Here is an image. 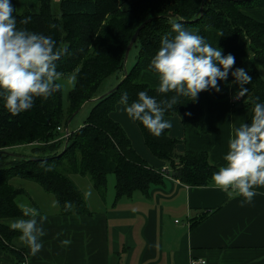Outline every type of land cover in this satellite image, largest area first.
Returning a JSON list of instances; mask_svg holds the SVG:
<instances>
[{
	"label": "trees",
	"instance_id": "trees-1",
	"mask_svg": "<svg viewBox=\"0 0 264 264\" xmlns=\"http://www.w3.org/2000/svg\"><path fill=\"white\" fill-rule=\"evenodd\" d=\"M39 1V12L25 10L16 16V26L50 35L56 47L66 49L56 61L57 70L64 76L73 73L75 85L68 94L67 110L63 107L62 89L47 98L36 97L32 108L20 113H11L0 98V151L20 147L31 150L30 155L23 151H15L14 156L0 152V250L12 253L19 261L26 252L14 247L11 241L20 233L1 222L3 218L23 216L16 200L24 190L15 187L13 179L36 182L53 194L63 216L91 214L70 174L90 177L94 188L103 194L107 191L108 174H114L115 201L131 197L135 191L148 195L152 184L163 183V174L139 156L127 132L111 113L119 104L122 91L128 92L129 102L144 89L158 100L172 95L156 93L155 88L139 82V78L143 72L157 75L149 68V62L160 47L161 37L171 32L173 22H180L204 37L209 30L216 31L222 54L232 53L235 57L233 69L243 67L252 77L246 102L238 101L250 110L248 121L253 103L264 101V22L248 14L254 9L264 11V0ZM54 4L58 13L53 10ZM24 17L31 20L22 24ZM148 19L152 20L134 44L139 47L136 62L126 69L127 46L137 28ZM120 72L118 87L98 98L105 94L100 92L105 80ZM233 81L230 70L228 80L220 81L219 86L225 88ZM93 98L97 99L84 124L70 132L66 144L67 137L63 138V130L58 131V127L65 130L73 114ZM165 115H178L184 125L190 124L201 133L207 130L205 101L199 95L195 101L180 97ZM135 122L145 146L157 159L170 164L175 179L188 186L212 183V173L218 166L211 163L207 151L179 154V139L172 138L167 129L156 136L139 121Z\"/></svg>",
	"mask_w": 264,
	"mask_h": 264
},
{
	"label": "crops",
	"instance_id": "crops-1",
	"mask_svg": "<svg viewBox=\"0 0 264 264\" xmlns=\"http://www.w3.org/2000/svg\"><path fill=\"white\" fill-rule=\"evenodd\" d=\"M11 2L15 20L25 10H40L39 0ZM248 14L264 22L263 10L254 9ZM206 39L218 46L216 31L209 30ZM139 82L155 88L158 77L143 72ZM246 87L250 89V82ZM237 89L238 85L231 83L218 93L208 89L198 94L205 101L204 133L184 125L178 115H164L172 124L167 129L170 136L179 139V154L207 151L212 164L219 167L225 163L223 155L232 129L250 117V110L240 105L246 102V96L231 105ZM111 117L122 125L139 156L163 174V183L152 184L148 195L135 191L131 197L115 201L116 176L115 182L108 180L103 194L94 188L90 177L70 174L91 214L63 216L53 194L36 182L13 179L12 184L24 190L17 204L26 202L47 217L42 224L45 234L40 237L43 246L38 252L32 254L20 235L11 241L17 249L25 250L26 264H202L199 260L205 264H264V187H256L251 203L241 204L243 197L230 199L225 191L210 184L185 185L173 177L167 161L157 159L145 146L142 132L123 104L116 105ZM16 218L26 217H8L1 222L8 227L9 221ZM65 238L71 239L69 245L60 244ZM19 262L12 253L0 250V264Z\"/></svg>",
	"mask_w": 264,
	"mask_h": 264
},
{
	"label": "clouds",
	"instance_id": "clouds-1",
	"mask_svg": "<svg viewBox=\"0 0 264 264\" xmlns=\"http://www.w3.org/2000/svg\"><path fill=\"white\" fill-rule=\"evenodd\" d=\"M14 10L11 0H0V98L11 113H20L31 109L36 97L47 98L63 87L64 73L57 70L56 61L66 49L56 47L50 35L18 28ZM30 20L31 17H24L20 22L27 24ZM222 51L206 37L173 22L171 32L161 37L160 47L149 62V68L158 77L156 93L172 95L158 100L144 89L129 102L128 92L122 91L119 103L133 120L159 136L172 127L164 115L180 97L195 101L202 91L220 92L218 81L226 82L230 70L238 85L235 98L245 97L252 77L243 67L233 69L234 55ZM68 80H75V75ZM251 112L249 121L232 129L228 150L223 155L225 163L212 173L210 184L225 191L230 199L243 197L241 204L251 203L256 187H264V101L254 102ZM17 206L26 218L10 220L8 227L18 230L20 239L35 254L43 246L40 237L45 234L42 224L47 217L26 202ZM70 243V238L60 241L65 246Z\"/></svg>",
	"mask_w": 264,
	"mask_h": 264
},
{
	"label": "rangeland",
	"instance_id": "rangeland-1",
	"mask_svg": "<svg viewBox=\"0 0 264 264\" xmlns=\"http://www.w3.org/2000/svg\"><path fill=\"white\" fill-rule=\"evenodd\" d=\"M53 10H54V12L57 11L55 13H58V6L56 4L53 5ZM138 49H139L138 44L137 45H134L132 47V49H131V51L129 53V57H128L127 61L125 62V68L126 69L127 68L130 69L133 66V64L136 62L137 53L139 51ZM72 75H74V74L73 73L67 74L63 78V87L61 89H62V93H63V107H64L65 110L68 109V94L73 89V87L75 85V80H73V81H69L68 80V77H70ZM121 76H122V72H120V73H118L116 75H113L110 78H108L107 80H105V82L103 83V85H102V87L100 89V92L101 93H107L113 86H116L117 85V83H118L119 79L121 78ZM96 99L97 98H93V100L85 103L81 107V109L79 111H77V113L75 114V116L74 117L72 116L74 118V120L71 121L70 123H68L67 124V128H65V129H68L70 132H72L73 129L79 127L78 124H84V121L86 120V118H87L90 110L94 106ZM231 105H233V104L231 103ZM234 106H235V104H234ZM6 150H8L11 153H15V154H16L15 151H19V153L23 151L25 153H29V155L31 154L30 153V151H31L30 148H24L22 150L21 149L19 150L18 148H15V149H6ZM12 156H14V155H12ZM15 159H18V158L15 157ZM108 175H109L108 180L109 179H112V181L115 182V175H113L112 173H110ZM17 179L19 181L21 180L19 178H17ZM74 180H75L76 184L80 186V184L78 183L76 177L74 178ZM16 181H15V184H16ZM108 186L109 185H107V187ZM40 191H42V190H40Z\"/></svg>",
	"mask_w": 264,
	"mask_h": 264
},
{
	"label": "water",
	"instance_id": "water-1",
	"mask_svg": "<svg viewBox=\"0 0 264 264\" xmlns=\"http://www.w3.org/2000/svg\"><path fill=\"white\" fill-rule=\"evenodd\" d=\"M202 11H203V5L201 6V12H202ZM151 20H152V19H148V20H146L145 22H143V23L137 28V30L135 31V33L133 34V36H132V38H131V40H130L128 46H127L126 52H125V62L127 61L128 57H129V53H130L132 47L134 46V44H135V42H136V40H137V38H138V35H139L140 31H141V30L144 28V26H145L147 23H149ZM117 87H118V86H115L113 89H111L110 91H108L107 93L101 95V96L98 97V98H103V97H105L106 95H108V94H110L111 92H113ZM76 113H77V112H76ZM76 113L73 114V117L75 116ZM73 117H71V118L69 119V122H68V123L71 122V120L73 119ZM69 136H70V135H69ZM69 136L67 137V139H66V141H65L66 144H67L68 141H69ZM0 152H3V153H5V154L7 153V154H9V155H11V156L14 155L13 153H11V152H9V151H0Z\"/></svg>",
	"mask_w": 264,
	"mask_h": 264
},
{
	"label": "built area",
	"instance_id": "built-area-1",
	"mask_svg": "<svg viewBox=\"0 0 264 264\" xmlns=\"http://www.w3.org/2000/svg\"><path fill=\"white\" fill-rule=\"evenodd\" d=\"M237 101V99L236 98H234L233 100H232V104L233 103H235ZM63 130V138H66V137H68L69 135H70V132H69V130H67V129H62L61 127H58V131H62ZM198 262H200V263H202V264H205L206 262L204 261V260H199ZM197 262V263H198ZM19 264H26L25 263V258L22 260V261H20L19 262Z\"/></svg>",
	"mask_w": 264,
	"mask_h": 264
}]
</instances>
